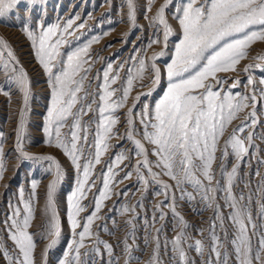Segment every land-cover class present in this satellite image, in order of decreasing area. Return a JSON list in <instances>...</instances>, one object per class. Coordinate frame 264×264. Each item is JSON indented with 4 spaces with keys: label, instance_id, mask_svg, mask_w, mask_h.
<instances>
[{
    "label": "snow or ice",
    "instance_id": "snow-or-ice-1",
    "mask_svg": "<svg viewBox=\"0 0 264 264\" xmlns=\"http://www.w3.org/2000/svg\"><path fill=\"white\" fill-rule=\"evenodd\" d=\"M21 2L22 0H0V17H4ZM23 2L32 6L44 4L46 0H23ZM147 2L149 5L147 11H151V5L155 0H147ZM127 4L129 23L135 27L134 0H127ZM170 4L172 0H165L152 17V23L163 29L165 48L170 35L173 34V29L166 19V9ZM175 13V19L182 29V39L175 45L171 62L166 65L167 90L154 107L143 104L138 113H134L133 109L140 103L141 96H151L153 89L150 88L148 92L136 95L133 98L132 108L127 112V131L124 138L133 145L132 155L137 158V162L131 171H126L117 181L116 177L119 173L115 169L129 159V156L126 151L114 154L106 164V171L101 172L102 187L98 189V195L94 198L93 210L84 217L83 223L79 216L87 208L81 201L87 199L88 192L96 187L93 179L95 167L109 151L108 141L113 136V129L119 123V117L115 113L127 105L134 82H143L146 72H151L150 84L159 86L161 69L156 61L164 56L165 52L162 50L153 53L150 64L144 59L137 62L133 58V63L138 66L127 69L126 78L119 88L112 86L120 80L119 72L123 70V65L114 69L112 62L107 63L102 73V83L97 85L95 92H89L85 88L92 63L89 49L92 43L99 41V37L88 41L83 47L62 53L61 49L68 45V38L84 28L83 23L70 31L75 24L74 19H68L63 26L59 23L48 25L45 22H37L33 25L27 20L22 22L24 31L35 50L36 59L48 76L51 88V105L47 111L44 127L45 143L49 147L59 149L77 173L76 188L67 196V218L74 237L78 239L74 238L68 245V250L64 253L63 259L59 260V264H82L81 249L87 247L86 240L93 238L92 225L100 219L98 214L104 202L111 199L113 186L131 179L133 173L137 180L142 182L145 190L150 182L147 177H150L151 181L157 183L161 189L156 193L157 195H164L167 200L171 194L172 204L169 208L177 219L176 227H179L180 231L170 243L173 259L176 260L178 257V264H195V262L188 259L182 246L187 240L184 229L188 224L176 211L174 187L181 192V199L186 198L191 202L199 196L205 207L215 213L209 227L211 242L209 251L214 255L215 261L213 262L210 256L208 264H230V259H234L235 264H264V232L259 234L258 247L254 250L252 237L257 235V225L247 205L241 203L247 199L250 204L251 196L245 197L243 194L237 196L233 192L240 163L249 155V150L257 138L255 127L260 123L257 103L258 101L264 103V88L259 90L258 96L254 80L249 74L247 85L252 86V91L248 94L235 92L233 90L240 86L241 81L235 79L228 88H224L228 81L218 75L229 71L235 72L237 65L247 58L250 47L256 42H264V0H186V3L175 9ZM159 43H161L159 39H152L148 47ZM5 51L7 59L4 58ZM254 59L264 62V55ZM13 61L15 57L12 50L6 43L0 41V63L3 64L5 75L10 82H14L19 87L24 99V108L20 111L19 125L16 129V150L22 159L46 162V172L53 177L46 189L44 238H52L43 253L46 264L48 250L55 246L61 235L54 195L62 182L64 171L58 158L52 155H30L23 149L29 80L25 70L18 67V61L15 63ZM253 69L264 71L261 63H250L245 66L244 72L251 73ZM93 79L100 80V74L98 73ZM259 83L264 85V78H261ZM91 86L89 82L88 88ZM2 91L4 90L0 89V92ZM117 92H120L118 97H116ZM93 105H96L95 109ZM247 109L251 111L232 129L221 147L220 141L224 139L228 128ZM89 113H94L93 119L84 121L83 117ZM135 117H139V129L136 127ZM69 120L72 121L70 125ZM65 127L68 128L67 133L62 132ZM246 131L245 136L243 134ZM137 136L140 138H136ZM2 138L3 134L0 133V140ZM259 138L264 140V135ZM146 144L150 148L146 147ZM217 152H220L219 172L225 181L223 186L216 178L213 167L218 159ZM230 155L235 158L236 163L229 170L227 162ZM3 156V148L0 146V180L7 171ZM150 157H155V160ZM154 168L159 171H153ZM144 170L147 171V177L144 175ZM161 175L167 176L174 185L161 181L159 179ZM256 175H259V172ZM185 185H190L196 196L186 191ZM37 188L38 182L34 180L27 199L24 189L21 188L18 203H9V213L3 221V226L8 233V239L15 246L16 255L10 254L7 247L0 243V254L8 264H35L37 245L29 228L35 219ZM218 192L225 194L223 196L225 206L231 209L226 218L221 211V205L217 202ZM162 207L163 202L156 206L157 211L160 212V220L165 219ZM130 211L134 212L135 208L130 209L125 206L122 209L124 214ZM259 212L264 218V203L260 205ZM225 219L230 221L235 229L231 238L225 228ZM127 223L132 225L133 221L128 220ZM217 227L224 232L223 238L217 234ZM76 229L81 230L76 232ZM161 231L162 229H156L157 233ZM96 243H103L109 257H112V245L100 241L98 237ZM123 243L124 251L130 258L131 246L127 240ZM145 243H148L147 238ZM167 243L166 241L165 247ZM229 244L231 252L227 247ZM160 248L157 235L151 258L152 264H161ZM205 248L206 245L202 240L195 241L194 250L197 254L203 256ZM93 252L99 255L100 249L97 247ZM87 255L88 253H85V256ZM84 264H87V261H84ZM108 264H116V262L110 259Z\"/></svg>",
    "mask_w": 264,
    "mask_h": 264
},
{
    "label": "rangeland",
    "instance_id": "rangeland-1",
    "mask_svg": "<svg viewBox=\"0 0 264 264\" xmlns=\"http://www.w3.org/2000/svg\"><path fill=\"white\" fill-rule=\"evenodd\" d=\"M165 0H155L151 5V11H147V0H134L135 5V27L128 20L129 8L127 0H46L44 4H36L29 6L22 2L13 10L7 13L4 17H0V41H3L12 50L15 61H18V67H22L27 73L29 80V97L27 107L25 109V129L23 132V149L30 155H52L59 159L64 171L62 182L58 185L54 195L55 210L58 213V219L61 227V235L53 248L48 250L46 264H59V260L63 259L64 253L68 250V245L72 240L78 239L74 237L70 223L67 218L68 204L67 196L70 195L76 188L77 173L71 162L62 155L59 149L46 145V134L44 127L46 124L47 111L51 105V88L48 83V76L42 66L38 63L35 50L29 40L24 27L23 21H29L31 24L37 22H45L48 25L59 23L61 26L68 20L74 19L73 31L77 25L83 23L84 28L75 32V35L68 38V45L61 49L62 53L74 50L77 47H83L88 41L99 37L98 42L91 44L89 56L92 60L91 72L88 75V81L85 82V88L89 92H95L97 85L102 83V73L107 63L112 62L113 68L118 69L123 65V70L119 72L120 80L113 88H119L125 80V73L128 68H135L138 64L135 61L144 59L147 64H150V57L153 53L164 51L165 55L160 57L156 64L161 69V82L159 86L151 85V72L145 73L143 82L135 81L133 91L129 97L127 105L120 108L115 113L119 117V123L113 129V136L108 141L110 148L102 157L101 163L96 165L93 179L96 182V187L92 188L87 194V199L81 201L87 210L80 213L79 219L84 222V217L90 214L94 207V198L98 195V189L102 187L101 172L106 171V164L110 162L115 153L126 151L129 159H126L119 168L115 171L119 173L116 180L119 181L124 176L126 171H131L136 164L137 158L132 155L133 145L127 141L124 136L127 131V112L132 108L133 98L140 94L146 93L150 88L153 89L152 95L145 97L141 96L140 103L133 109L134 113H138L143 104H148L154 107L167 90L166 65L171 62L174 55L175 45L182 39V29L178 20L175 19V9L186 3V0H172V4L166 9V19L173 29V34L170 35L167 48L163 44V29L152 23L157 9L164 4ZM152 39H159L161 43L154 44L148 47ZM139 40V41H138ZM144 45V46H143ZM147 48V49H146ZM264 55V42L254 43L248 50V56L237 65L235 72L219 73L218 75L226 79L228 82L223 86L228 88L233 80L239 79L241 84L234 89L235 92L248 94L252 91V86L247 85V78L250 74L254 80L257 95L259 90L264 88V85L259 83L261 78H264V71L253 69L251 73H245L244 68L250 63H261L264 67V62L255 60V57ZM4 58L7 59V52H4ZM13 61V63H15ZM100 74V80H94L93 77ZM91 83V88H88V83ZM0 133L3 134L0 140V146L3 148V159L7 171L4 173V178L0 180V243L4 244L9 253L16 255L14 244L8 239V233L4 229L3 221L9 213V203H18L19 189H24L25 199L28 198L31 192L32 181L38 182L37 200L35 202V219L32 222L29 231L33 233L36 241L35 249V264H44L43 253L46 246L50 243L51 237L44 238V223H45V208H46V189L47 185L53 179L46 172V162L25 160L20 158L16 150V129L19 125L20 111L24 108L23 93L19 87L10 82L5 75L3 64L0 63ZM5 93H8L6 95ZM83 95V93H81ZM120 92L116 93V97ZM116 97H113L115 99ZM91 97H89V100ZM79 107V105L77 106ZM96 108V105H93ZM251 109L245 110L240 114V118L235 120L225 133L224 139L220 141L223 147L224 140L228 138L232 129L244 120L245 116ZM257 113L260 123L255 127L256 139L253 142V147L249 150V155L246 156L243 162L240 163L239 173L233 186V192L239 196L243 194L245 197L251 196V203L245 199L241 203L247 205L251 212L253 220L257 225V235L252 237V246L255 250L258 247L259 234L264 232V218L260 215V205L264 203V140L259 137L264 135V103H257ZM94 113H89L83 117L84 121L92 120ZM136 127L139 129V117H135ZM71 120L68 121L70 125ZM92 128H95L93 123ZM63 133L68 132V128L62 129ZM247 135V131L243 134ZM91 134L89 139L91 140ZM136 138H140L137 136ZM149 147V145H145ZM230 151V150H229ZM220 152H217V161L214 164L216 178L220 180L223 186L225 181L221 178L219 172ZM155 160V157H150ZM236 163L233 156H229L227 167L230 170L232 165ZM158 172L159 169H153ZM259 172V175L256 173ZM144 175L147 177V171L144 170ZM145 190L142 182L137 180L135 173L131 179L124 180L123 183H117L113 186V194L111 199L104 202L101 212L98 214L100 219H97L92 225L93 238L86 240V248L81 249V262L87 261V264H108L109 260H113L116 264H152L151 258L155 249V239L158 235L161 244L159 260L161 264H178V257L173 259L171 241L180 231L176 227L177 219L173 216L169 205L172 204L171 194L169 199H165L164 195H157L160 187L157 183L151 181ZM161 181L174 185L167 176L161 175ZM91 183V181H90ZM186 191L196 193L190 185L184 186ZM123 193H126L123 194ZM175 196L176 211L184 218L188 227L184 229L187 240L183 243V247L190 261L195 264H208L211 256L213 262L214 255L210 254V239L209 227L215 213L212 209L205 207L200 201L199 196L189 202L186 198L181 199V192L173 188ZM218 203L221 205V211L225 218L231 212V209L225 206L223 192L216 193ZM163 202L162 211L165 214V219L160 220V212L156 206ZM135 208L134 212L124 214L123 207ZM193 210V211H192ZM155 216V221L153 217ZM128 220H132L133 224L129 225ZM219 222H217L218 224ZM154 224V226H152ZM225 228L227 229L229 238L232 237L235 229L230 221L225 219ZM156 229H162L157 233ZM81 229H76L79 232ZM217 234L223 238L224 232L217 227ZM97 237L100 241L112 245L113 255L109 257L104 249V244H97ZM147 238L148 243H145ZM127 240L131 246V257L124 251V241ZM196 240H202L205 245L203 256L197 254L194 250ZM167 246L165 247V242ZM192 245V247H189ZM100 249L99 255L93 252L95 248ZM231 252V245L228 246ZM85 253H88L85 256ZM0 264H8V262L0 254ZM230 264H235L234 259H230Z\"/></svg>",
    "mask_w": 264,
    "mask_h": 264
},
{
    "label": "bare ground",
    "instance_id": "bare-ground-1",
    "mask_svg": "<svg viewBox=\"0 0 264 264\" xmlns=\"http://www.w3.org/2000/svg\"><path fill=\"white\" fill-rule=\"evenodd\" d=\"M139 41V40H138ZM144 46V45H143ZM147 49V48H146ZM193 211V210H192Z\"/></svg>",
    "mask_w": 264,
    "mask_h": 264
}]
</instances>
